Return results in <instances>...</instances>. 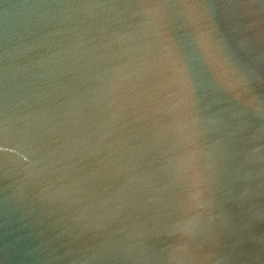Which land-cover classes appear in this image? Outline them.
<instances>
[{
  "label": "water",
  "instance_id": "obj_1",
  "mask_svg": "<svg viewBox=\"0 0 264 264\" xmlns=\"http://www.w3.org/2000/svg\"><path fill=\"white\" fill-rule=\"evenodd\" d=\"M0 264H264V0H0Z\"/></svg>",
  "mask_w": 264,
  "mask_h": 264
}]
</instances>
